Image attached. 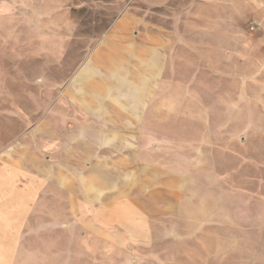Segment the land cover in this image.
Listing matches in <instances>:
<instances>
[{
  "label": "rangeland",
  "instance_id": "rangeland-1",
  "mask_svg": "<svg viewBox=\"0 0 264 264\" xmlns=\"http://www.w3.org/2000/svg\"><path fill=\"white\" fill-rule=\"evenodd\" d=\"M128 97L149 232L36 224L26 264H264V0H0V152L48 156L50 126L65 152Z\"/></svg>",
  "mask_w": 264,
  "mask_h": 264
},
{
  "label": "crops",
  "instance_id": "crops-1",
  "mask_svg": "<svg viewBox=\"0 0 264 264\" xmlns=\"http://www.w3.org/2000/svg\"><path fill=\"white\" fill-rule=\"evenodd\" d=\"M138 100L109 101L112 117L100 113L103 127L86 125L83 135L73 137L65 152L57 150L60 134L53 126L48 156L36 141L33 146L27 143L0 152V264H26L24 249L33 242L29 236L36 224L65 233L80 227L87 246L90 239L104 241L100 239L103 230L112 243L123 233L149 232L146 208L132 192L152 146L147 112ZM94 115L99 118V113ZM106 221L108 227L103 225ZM121 224L123 231H116L115 226Z\"/></svg>",
  "mask_w": 264,
  "mask_h": 264
},
{
  "label": "built area",
  "instance_id": "built-area-1",
  "mask_svg": "<svg viewBox=\"0 0 264 264\" xmlns=\"http://www.w3.org/2000/svg\"><path fill=\"white\" fill-rule=\"evenodd\" d=\"M253 28V27H252Z\"/></svg>",
  "mask_w": 264,
  "mask_h": 264
}]
</instances>
